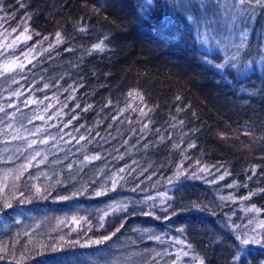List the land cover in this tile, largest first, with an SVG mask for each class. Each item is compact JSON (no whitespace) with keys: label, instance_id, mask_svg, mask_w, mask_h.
Returning <instances> with one entry per match:
<instances>
[{"label":"trees","instance_id":"trees-1","mask_svg":"<svg viewBox=\"0 0 264 264\" xmlns=\"http://www.w3.org/2000/svg\"><path fill=\"white\" fill-rule=\"evenodd\" d=\"M143 2L0 0V64L30 54L0 67V264H232L264 235V0Z\"/></svg>","mask_w":264,"mask_h":264},{"label":"snow or ice","instance_id":"snow-or-ice-1","mask_svg":"<svg viewBox=\"0 0 264 264\" xmlns=\"http://www.w3.org/2000/svg\"><path fill=\"white\" fill-rule=\"evenodd\" d=\"M241 3H244V0H240ZM257 4L261 3V0H256ZM201 6H204V0H201ZM141 8L145 9L144 18L151 19V13L155 10L156 4L154 3V0H144V2L140 5ZM165 13H167V4H165ZM187 19L191 20L192 17L189 16ZM57 36H59V33H57ZM97 49H101L100 45L95 46ZM102 50V49H101ZM235 59V57H233ZM236 65L233 64L232 67H235ZM223 179V177H221ZM62 199H67V197H62ZM5 207H12L11 204H5ZM105 239H108V237H105ZM237 243L234 245L235 251L232 255V264H248L247 256H248V246L250 245H258L262 248H264V235L256 234V235H248V234H241L240 236L236 237ZM95 243L99 244L100 241H95ZM53 251H56V248L52 249ZM53 264H77V261L75 259H71L68 257H59L56 258L53 261Z\"/></svg>","mask_w":264,"mask_h":264},{"label":"rangeland","instance_id":"rangeland-1","mask_svg":"<svg viewBox=\"0 0 264 264\" xmlns=\"http://www.w3.org/2000/svg\"><path fill=\"white\" fill-rule=\"evenodd\" d=\"M22 36L24 37V33L22 34ZM6 38H7V36H5V34H3V36L1 37V42L2 41H5ZM15 38L16 37H12L10 39V42H8V44H11L15 40ZM242 40H243L242 34L241 33H237V37H234V38L231 37L230 41L228 42V46H231L234 43L235 44L238 43V45H239V43ZM217 41L218 40L215 39V41L212 42V46L214 48H218L221 51H224L223 50L224 47H223V45H221V43H223V41L222 40H219L218 41L219 43ZM263 50H264V46H263ZM263 56H264V53H263ZM29 59H30V54L29 53H25V54H23L21 56L14 57V58H11L9 60L2 61L1 64H0V67L3 68V69H5V70H10V69L15 68L19 64L25 63ZM259 60L260 61H258V62L264 63V58H260ZM178 243H179V245L178 244H174V243H173V245H171L172 246V249L175 252H177L176 253V254H178L177 256H180L182 254H188L189 251L187 250V248L185 246L182 245V242L179 241Z\"/></svg>","mask_w":264,"mask_h":264},{"label":"bare ground","instance_id":"bare-ground-1","mask_svg":"<svg viewBox=\"0 0 264 264\" xmlns=\"http://www.w3.org/2000/svg\"><path fill=\"white\" fill-rule=\"evenodd\" d=\"M26 41H27V40H26ZM22 43H23V42H22ZM18 156H19V155H18ZM22 158H23V157H22ZM250 209H251V208H250ZM250 212H251V211H250ZM250 212H249V213H250Z\"/></svg>","mask_w":264,"mask_h":264}]
</instances>
